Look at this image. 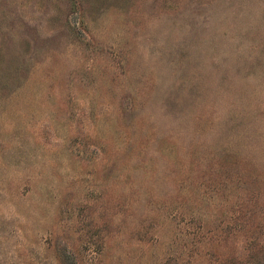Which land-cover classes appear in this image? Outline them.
Masks as SVG:
<instances>
[{
    "label": "rangeland",
    "instance_id": "rangeland-1",
    "mask_svg": "<svg viewBox=\"0 0 264 264\" xmlns=\"http://www.w3.org/2000/svg\"><path fill=\"white\" fill-rule=\"evenodd\" d=\"M0 264H264V0H0Z\"/></svg>",
    "mask_w": 264,
    "mask_h": 264
}]
</instances>
